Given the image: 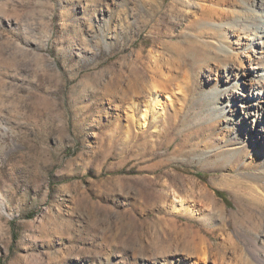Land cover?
Masks as SVG:
<instances>
[{"label": "rangeland", "instance_id": "obj_1", "mask_svg": "<svg viewBox=\"0 0 264 264\" xmlns=\"http://www.w3.org/2000/svg\"><path fill=\"white\" fill-rule=\"evenodd\" d=\"M253 1L0 0V264L232 263L264 208V143L224 93L264 108L237 73Z\"/></svg>", "mask_w": 264, "mask_h": 264}, {"label": "bare ground", "instance_id": "obj_2", "mask_svg": "<svg viewBox=\"0 0 264 264\" xmlns=\"http://www.w3.org/2000/svg\"><path fill=\"white\" fill-rule=\"evenodd\" d=\"M253 4L256 8L252 11L253 13H251V22L249 24H255L256 20L258 19L261 20V22H259V29L257 32L260 33L259 35H261L262 38L264 37V0H254ZM259 35L253 33L252 40H250L251 42L249 43V45L251 46L250 48L252 54L251 56L249 55V58L251 60L247 63L248 70L241 68L237 71V73L243 76L245 79L248 78L250 70L253 71V73H257L264 80V38L261 40H257V37H259ZM246 56H248V54ZM238 80L233 82V85H230L224 89V93L228 92L231 96V102L227 103V105L229 106L230 110L235 109L236 106L245 108V121H250V128H253L257 140L261 143H264V108H260L259 104L261 100L260 98L262 97L259 90L260 88L251 84L249 85V87H247V82H245L244 86L243 84L240 85L238 83ZM157 105H160L158 100V94L154 93L152 95L150 107L154 108ZM144 112V114L138 115V118L135 121L136 124L140 125L141 127L145 125L147 109ZM262 199L264 202V197ZM179 204H183L182 199H179ZM253 217L258 219H256L257 221H255L253 220L254 218H250L252 223L250 231L253 233L254 236H248L247 241H244L245 243H243V248L242 246L239 247L240 245L238 246L237 243L232 241V239H230V236L227 237L229 243L233 245L234 253H236V255L232 258L233 261H231L233 264H264V236L260 240L257 238L261 229L260 223L264 220V208L256 210L254 212ZM202 243L206 244L204 241ZM210 248L211 246L206 244L205 248L202 247L201 250H197L199 252L196 253V246L192 247L194 254L192 256V264H203L206 260H210ZM216 259L221 264H225L226 262L224 256H219Z\"/></svg>", "mask_w": 264, "mask_h": 264}]
</instances>
